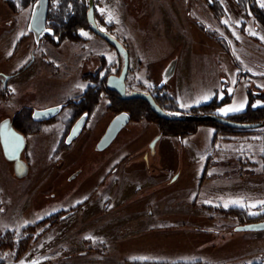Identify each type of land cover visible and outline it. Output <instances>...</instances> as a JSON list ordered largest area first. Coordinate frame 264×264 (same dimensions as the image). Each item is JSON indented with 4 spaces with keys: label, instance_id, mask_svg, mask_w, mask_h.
Returning a JSON list of instances; mask_svg holds the SVG:
<instances>
[{
    "label": "rangeland",
    "instance_id": "374dc122",
    "mask_svg": "<svg viewBox=\"0 0 264 264\" xmlns=\"http://www.w3.org/2000/svg\"><path fill=\"white\" fill-rule=\"evenodd\" d=\"M101 1L99 27L130 53L129 93L167 94L177 108L167 111L181 115L213 100L225 118L264 104V25L248 0ZM82 2L49 0V9L67 18ZM36 3L0 0V122L23 109L80 101L123 66L87 26L75 39L52 42L47 21L36 37L29 28ZM4 75H12L7 86ZM99 96L70 143L67 122L81 114L72 106L47 121L17 118L27 130L23 177L0 144V263L264 264V230H235L264 220V125L217 132L203 123L193 133L165 134L151 113L134 110V117L110 106L108 92ZM120 110L131 120L98 150Z\"/></svg>",
    "mask_w": 264,
    "mask_h": 264
},
{
    "label": "water",
    "instance_id": "95a60500",
    "mask_svg": "<svg viewBox=\"0 0 264 264\" xmlns=\"http://www.w3.org/2000/svg\"><path fill=\"white\" fill-rule=\"evenodd\" d=\"M88 12L87 19L90 23V29L104 38L109 44H111L119 54L123 57V66L119 74H110L107 77V86L109 89L117 92L121 99L130 100L140 98L146 100L152 111L159 117L164 119H177V120H213L223 123L227 126L237 129H249L257 128L263 125L262 122H241L235 121L229 118L222 117L216 113H210L205 115L194 114H171L165 110L155 99L153 94L144 91L134 90L132 92L127 91L126 79L130 68V53L126 46L112 33L103 30L99 27L95 16L94 0H88ZM49 10V0H37L34 6L32 16L29 23L30 30L36 37H41L47 30V17ZM34 58V57H33ZM33 59L26 65L29 67ZM11 75H4L3 84L7 86V82ZM66 103H61L55 106L47 107L44 109H34L33 118L35 120H47L57 115ZM88 114L83 113L72 125L70 132L66 137V143H70L76 137L80 135L87 120ZM131 120V113L129 111H121L117 113L110 123L108 124L104 134L98 141L96 147L98 150L106 149L117 137L119 132L129 123ZM161 138V134L157 135L151 142L150 148L154 152L157 141ZM26 139L24 134L19 132L12 123L11 118L7 117L0 122V144L3 150L4 156L14 162L15 173L19 177H23L28 172V163L22 158V151L26 145ZM237 231H259L264 230V220L251 221L243 224H239L235 227Z\"/></svg>",
    "mask_w": 264,
    "mask_h": 264
},
{
    "label": "trees",
    "instance_id": "16d2710c",
    "mask_svg": "<svg viewBox=\"0 0 264 264\" xmlns=\"http://www.w3.org/2000/svg\"><path fill=\"white\" fill-rule=\"evenodd\" d=\"M85 1V0H84ZM248 5L251 7V11L253 12V15L255 18L264 25V10L260 8L254 0H248ZM51 8V5H50ZM89 5L84 2L80 3L76 8L74 13L71 16H68L65 18L60 13L56 12L53 9H49L47 21L50 23L51 27L53 28L54 32L52 35H48L49 40L52 42H55L54 37L57 36L59 39L62 38H70L75 39L79 35H77V30L79 28L88 27L90 28V23L87 19V12H88ZM218 9V7H217ZM216 15L218 14V11H215ZM218 16V15H217ZM107 78H103L98 82V88L90 87L87 89L84 93V96H82V99L80 101H76L74 103H71V106L76 109V112L79 111L81 114L85 111L91 110L95 105H97L99 101V93L102 91H105L106 93L112 96L110 106H113L114 108L118 109L120 107H124L123 109H129L133 116L135 115V111L140 112H147V114L151 113V115L157 117L161 124V131L165 134H173V135H185L189 133H193L196 131L199 124L208 123L212 124L216 127L217 132L219 131H232V130H243V129H237L230 126H227L223 123L213 121V120H173V119H164L159 117L155 112L152 111L149 103L140 98L125 100L121 99L117 92L114 90H111L107 86ZM97 95V96H96ZM96 96V97H95ZM95 97L93 102L90 104V99ZM164 98L161 99L160 95L155 96L156 101L165 109H177L176 104H174L171 100V97L167 94L163 96ZM170 97V98H169ZM252 103V102H251ZM124 105V106H123ZM221 103L219 101H210L207 103L200 104L198 107H191L189 109L188 113L185 114H194V115H205L210 113H215V109L220 106ZM121 109V108H120ZM135 110V111H134ZM123 110H120L121 112ZM27 109H23L19 111L16 115L17 118L23 116H27L29 119L31 118V114H27ZM117 112V113H119ZM79 114V116L81 115ZM184 114V115H185ZM78 116V117H79ZM75 114L70 117L67 126L65 129V133L68 132L71 123L75 121L76 118H78ZM135 117V116H134ZM235 121H241V122H262L264 125V104L252 107L251 105L248 106V108L244 111L236 113L232 118H229ZM262 125V126H263ZM27 133V131H26ZM263 160H264V154H263ZM263 169H264V161H263ZM57 222V219L56 221ZM2 264V263H0Z\"/></svg>",
    "mask_w": 264,
    "mask_h": 264
},
{
    "label": "flooded vegetation",
    "instance_id": "af4514ba",
    "mask_svg": "<svg viewBox=\"0 0 264 264\" xmlns=\"http://www.w3.org/2000/svg\"><path fill=\"white\" fill-rule=\"evenodd\" d=\"M32 58H33V56H32ZM12 76V75H11ZM3 78H4V76H3ZM3 78H2V81H3ZM4 85V84H3ZM74 102H76V99H73V100H70V101H67V102H64V103H66V105L64 106V107H70L71 106V103H74ZM63 107V108H64ZM35 109V108H34ZM33 109V110H34ZM33 110H32V112L30 113L31 114V118L29 119L27 116H21L19 119H26V121H28V122H33V123H35V122H40V121H47V120H51L52 118H50V119H47V120H35L34 118H33ZM124 111V110H123ZM125 111H128V110H125ZM83 114V113H82ZM81 114V115H82ZM80 115V116H81ZM55 117V116H54ZM53 117V118H54ZM5 118H7V117H5ZM5 118H3V119H5ZM10 118V117H9ZM79 118V117H78ZM2 119V120H3ZM1 120V121H2ZM11 120H12V123H13V126L19 131V132H21L22 134H24V136H25V139L27 138L26 136H27V133H26V129L23 127V126H21L20 124H18L17 123V120H16V115L13 117V118H11ZM74 124V123H73ZM71 128V127H70ZM70 132V131H69ZM26 143V142H25ZM25 147H26V145H25ZM24 150H25V148H24ZM24 150L22 151V158H23V152H24ZM3 151V150H2ZM4 155V154H3ZM5 157V156H4ZM6 158V157H5ZM7 159V158H6ZM24 159V158H23ZM8 160V159H7ZM25 160V159H24ZM9 161V160H8ZM26 162H27V160H25ZM10 162H12L13 163V166H14V162L13 161H10ZM14 174L17 176V174L15 173V169H14ZM26 175V174H25ZM17 177H19V176H17Z\"/></svg>",
    "mask_w": 264,
    "mask_h": 264
},
{
    "label": "snow or ice",
    "instance_id": "6c2138e0",
    "mask_svg": "<svg viewBox=\"0 0 264 264\" xmlns=\"http://www.w3.org/2000/svg\"><path fill=\"white\" fill-rule=\"evenodd\" d=\"M260 6L262 8H264V0H262V2L260 3ZM101 14H104V10L101 9ZM113 19V17L111 15H109V22H111ZM224 23H227V21H224ZM101 31H103V29H101ZM84 35H87L86 33H84ZM252 35H256V33H252ZM261 39H264V37H261ZM243 104L240 105V108H231V109H222V112H224L225 114H227V112L229 111H239L241 108H243ZM233 204H240L241 207H243L244 205L240 202V201H232ZM261 204L264 205V201H261ZM225 207H227V205H225ZM251 207H255V205H251Z\"/></svg>",
    "mask_w": 264,
    "mask_h": 264
},
{
    "label": "built area",
    "instance_id": "2783aa9c",
    "mask_svg": "<svg viewBox=\"0 0 264 264\" xmlns=\"http://www.w3.org/2000/svg\"><path fill=\"white\" fill-rule=\"evenodd\" d=\"M102 1L101 0H95L94 1V5L97 7L98 6V3H101Z\"/></svg>",
    "mask_w": 264,
    "mask_h": 264
}]
</instances>
